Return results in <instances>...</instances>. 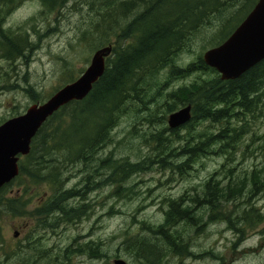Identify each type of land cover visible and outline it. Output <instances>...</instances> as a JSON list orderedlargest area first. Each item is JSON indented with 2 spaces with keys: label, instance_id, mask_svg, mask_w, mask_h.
Instances as JSON below:
<instances>
[{
  "label": "trees",
  "instance_id": "16d2710c",
  "mask_svg": "<svg viewBox=\"0 0 264 264\" xmlns=\"http://www.w3.org/2000/svg\"><path fill=\"white\" fill-rule=\"evenodd\" d=\"M19 1L0 0V49L4 47L0 57L11 62L27 61L37 46L22 26L17 30L5 27L7 16ZM39 1L44 12L60 13L75 0ZM257 1L88 0L91 24L82 30L80 42H88L91 49L112 45L106 70L86 98L63 106L41 127L30 153L20 159L19 175L0 188V217H22L35 200L34 215L40 228L76 222L91 214L94 203L90 195L102 188L111 185L112 195L126 198L135 191L126 184L133 175L153 167L189 175L200 159L212 155L225 156L222 172L233 177L231 182L262 184V171L235 172L230 159L252 134L255 120L264 115V60L232 80H223L216 69L205 63L203 54L186 66L178 62L181 54L190 50L196 36L215 21L220 22L215 32L216 45L224 42ZM190 77L193 79L172 88ZM23 90L33 103L43 102L32 85ZM160 99L159 105L164 108L161 119L191 105V120L177 128L163 123L162 128L151 133H138L136 127L131 134L137 138L144 135L142 142L152 149L139 161H133L129 155L116 157L115 151L102 156L114 141V130L124 115L134 112L137 123L143 118L142 108H146L144 111L150 113L145 121L155 123L158 116L149 104ZM253 136L247 149L255 141ZM78 173L82 181L68 186V178ZM211 190L221 191L220 196L233 191L231 187ZM186 215L168 210L159 225L139 222L149 236L140 233L129 237L127 249L140 259L160 264L167 252L174 250L172 247L179 251L184 246L181 238L175 241L182 234L171 232L181 230L177 224ZM246 223L253 228V221ZM1 230L0 226V237ZM39 236H27L25 243L18 245L19 250L13 253L17 264H31L32 260V264H68L76 254L108 256L101 242L91 240L71 244L50 262L52 251L42 245ZM5 253L7 257L12 254Z\"/></svg>",
  "mask_w": 264,
  "mask_h": 264
},
{
  "label": "rangeland",
  "instance_id": "374dc122",
  "mask_svg": "<svg viewBox=\"0 0 264 264\" xmlns=\"http://www.w3.org/2000/svg\"><path fill=\"white\" fill-rule=\"evenodd\" d=\"M87 1L75 0L60 13H50L47 10L44 12L45 8L39 0H21L14 4L6 18L5 27L17 30L22 26L29 33L30 40L37 43V46L29 54L27 61L18 59L11 62L0 57V124L14 116L23 114L34 104L33 99L23 90L24 88L32 85L45 102L58 89L76 80L89 66L97 49L89 48L90 45L86 41L80 42L82 30L91 24L92 16ZM31 18L34 20L30 21ZM210 27L196 36L190 50L181 54L178 60L180 65L186 66L196 60L199 54L217 46V41L214 39L215 32L220 28V22L215 21ZM191 78L175 83L172 88L193 79ZM162 99L158 103L151 102L149 104L152 113L154 112L158 116L154 118L155 123L149 124L145 121V117L150 113V110L144 111L146 108L144 110L142 108L143 118L139 121H142L140 124H138L139 122L135 123L134 112L130 111L124 115L114 130V141L106 148L102 156L115 151L116 157L129 155L133 161H139L142 157L150 154L151 147L142 142L144 135L137 138L131 132L136 130V127L139 128L136 130L138 133L139 130L151 133L158 127L162 128L163 123L169 126L168 118L161 119L164 116V108L159 105ZM251 135L257 136H253L255 141L251 148L247 149V146L253 141ZM232 155L234 158L230 159L231 166L239 168V172L249 170L250 174L254 170L262 171V180L259 182L264 184V115L261 119L255 120L252 134L244 139L239 150H236ZM224 162L225 156L212 155V157L202 158L194 165L196 167L189 175H179L169 168L153 167L147 172L133 175L127 181L126 184L133 186L135 190L133 193H129L128 197L119 198L112 195L114 188L111 185L102 188L90 195L91 202L94 203L90 215L82 220L61 223L52 228L43 229L38 226V217L34 215L36 206L34 200L27 208L28 212L24 213L22 217L12 215L0 217V226L2 227L0 264H17L16 257L13 256L14 251L19 250L18 245L25 243L27 236L33 239L36 234L40 235L39 239L42 245L52 251L49 253L50 260L56 257V253L64 251L71 244L94 240L103 244L108 256L94 258L88 254H76L68 264H115L114 260L117 258L124 259L128 264H151L127 249L126 241L129 237L140 233L149 236L147 230L141 229L142 225L139 222L147 221L155 225L163 223L166 215L164 208L167 204L165 197L171 195L174 191L173 188L177 187L176 183L182 182L178 186L181 191L190 182L203 181L207 175L213 173ZM79 180L82 181L81 173L69 177L67 185L73 186ZM48 192H50L49 189ZM259 196V205L263 207L264 189L259 193ZM180 229L184 231L187 227L180 225ZM257 229H264V223L250 230ZM16 231L20 232L18 237L14 236ZM248 236L251 243L245 245L243 250L241 248L239 250L232 249L225 253L223 249H218V255H222L223 258L220 263L211 254L210 260H195L194 257L188 264H250V262L257 261L260 258L259 255H262L260 253L264 252L258 247L262 238L255 233H249ZM221 239L223 238L213 237L210 242L218 245L217 241ZM199 240L203 242V239ZM254 243L256 251L247 248ZM5 252L12 254L7 257ZM177 262L176 260L169 264H177Z\"/></svg>",
  "mask_w": 264,
  "mask_h": 264
},
{
  "label": "water",
  "instance_id": "95a60500",
  "mask_svg": "<svg viewBox=\"0 0 264 264\" xmlns=\"http://www.w3.org/2000/svg\"><path fill=\"white\" fill-rule=\"evenodd\" d=\"M112 45L98 49L89 66L74 81L57 90L47 101L31 105L25 113L0 124V188L20 173L19 161L31 151L33 139L46 121L63 106L86 98L94 84L106 70V60L112 54ZM205 63L216 69L223 80L237 79L264 60V0H258L242 23L220 45L203 54ZM192 118V106L187 105L168 119L170 128H177ZM19 231L14 233L15 237ZM115 264H128L118 258Z\"/></svg>",
  "mask_w": 264,
  "mask_h": 264
},
{
  "label": "flooded vegetation",
  "instance_id": "af4514ba",
  "mask_svg": "<svg viewBox=\"0 0 264 264\" xmlns=\"http://www.w3.org/2000/svg\"><path fill=\"white\" fill-rule=\"evenodd\" d=\"M231 168L238 172L239 168ZM223 169L225 170V167H218L203 181L190 182L181 191L178 186L182 182H175L177 187L173 188L174 191L169 197H165L167 201L164 208L165 214L168 210L177 214L186 212L187 215L182 218V222H178L177 226L187 225V229L171 232L182 234L175 241L181 238L184 246L179 251L178 247H172L174 250L167 252L160 264L174 263L176 260L177 264H188L194 257L195 260H210L211 254L220 263L223 258L222 255H218V249H223L225 253L232 249L243 250L245 245L251 243L249 233L258 234L262 238L258 247L264 251V229L253 231L250 230V224L246 223V221H253V227L264 223V206H260L258 201L264 184L231 182L229 179L233 177H230V174L224 175ZM213 187H231L233 191L220 196L221 191L212 192ZM213 237L223 239L217 241L218 245H214L210 242ZM200 238L203 242L199 240ZM251 245L247 248L256 251L255 243ZM260 254L262 255H259V260L250 264H264V252Z\"/></svg>",
  "mask_w": 264,
  "mask_h": 264
},
{
  "label": "bare ground",
  "instance_id": "6f19581e",
  "mask_svg": "<svg viewBox=\"0 0 264 264\" xmlns=\"http://www.w3.org/2000/svg\"><path fill=\"white\" fill-rule=\"evenodd\" d=\"M2 41V40H1ZM0 43H2V42H0ZM2 45V44H1ZM4 47L2 46V49H3ZM2 49H0V50H2ZM29 59V58H28ZM207 157V156H206ZM185 206H187V205H185ZM189 207V206H188ZM181 220V219H180Z\"/></svg>",
  "mask_w": 264,
  "mask_h": 264
}]
</instances>
